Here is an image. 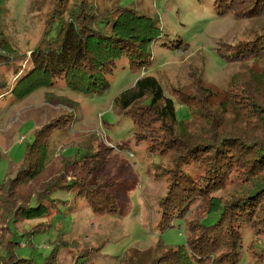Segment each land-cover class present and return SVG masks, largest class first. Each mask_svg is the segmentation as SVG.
<instances>
[{
    "label": "rangeland",
    "instance_id": "374dc122",
    "mask_svg": "<svg viewBox=\"0 0 264 264\" xmlns=\"http://www.w3.org/2000/svg\"><path fill=\"white\" fill-rule=\"evenodd\" d=\"M88 1L95 12L121 6L151 17L159 27V36L147 44L148 54L136 66L132 67L128 56L117 59L107 75V85L90 95L67 88L64 80L57 78L52 86L13 100L9 93L2 92L14 80V73L10 67L1 66L5 86L0 87V182L21 163L34 130L59 117L47 136L44 166L30 183L19 185L18 191L25 195L31 182L52 175L63 165L60 156L77 158L87 150L97 151L96 156L79 159L84 165L82 170L75 165L68 176L86 175L89 182L95 176L98 181L105 180L114 206L109 211H94L76 193L57 190L52 196L62 201L55 202L49 214L10 221L8 232L18 242L14 256L37 262L49 253L55 235L62 232L65 239L73 238L72 245L68 249L58 248L55 261L49 264H145L157 242L184 245L185 222L194 221L198 207L206 204L194 200L183 217L171 220L170 227H158L159 200L166 191L168 171L173 167L171 155L182 153L185 145L197 140L238 130L239 123L241 137L248 134V139H258L254 107L264 105V48L251 52L248 45L250 40L264 37V10L251 15L244 11L245 2H241L236 10L216 13L213 0ZM71 2L63 0L60 4L69 11ZM55 4L56 0H0V47L28 56L44 31L57 24L56 18H51ZM63 17L66 20L68 15ZM237 43L243 46L237 47L243 50L240 58H235L239 52L228 55ZM18 57L19 68L23 69L24 57L14 58ZM141 75H151L158 81L180 120L174 128L180 141L176 140L166 152L159 150L160 133L152 132L156 127H135L132 119L112 103L118 92ZM183 101L199 104L186 106ZM99 158V168L90 171L88 165ZM230 172L223 185L211 193L224 203L239 188L238 184L247 179L238 165ZM215 216L216 212H211L202 216L200 222L208 225ZM37 223L42 224L38 232L23 235V231ZM240 233L241 249L233 264H253L251 243L264 241V230L256 236L247 228ZM3 255L0 246V257Z\"/></svg>",
    "mask_w": 264,
    "mask_h": 264
},
{
    "label": "trees",
    "instance_id": "16d2710c",
    "mask_svg": "<svg viewBox=\"0 0 264 264\" xmlns=\"http://www.w3.org/2000/svg\"><path fill=\"white\" fill-rule=\"evenodd\" d=\"M62 1L56 0L51 12V18H56L57 24L44 31L35 47L29 49L28 56L12 50L7 52L4 46L0 47V67H10L14 73V80L4 89L3 95L9 93L13 100H20L38 88L52 86L57 78L63 79L67 88L83 95L98 93L107 85V75L117 59L128 56L132 67L136 66L148 54L147 44L159 36L156 20L137 14L130 7L118 6L95 12L96 8L88 0H72L68 11L64 4H60ZM241 2H245L244 11L251 15L264 10V0H213L212 6L216 13L231 12ZM64 14L68 15L66 20ZM250 42L251 52L257 47L264 48V37ZM239 45L237 43L228 55L239 52L235 58L242 57L243 50H238ZM16 55L24 57L26 66L23 64V69L19 68L20 59H15ZM4 86L0 76V87ZM112 103L132 119L135 127H156L152 132L160 133V151L166 152L174 147L176 140L180 141L174 131L180 120L175 117L173 102L163 95L153 76H139L131 86L118 92ZM182 104H196L198 107L199 103L186 104L183 101ZM254 118L258 139L250 140L248 134L241 137L242 123H239V131L227 130L217 137L210 136L209 140H197L185 145L182 153L171 155L173 167L168 171L166 191L159 200L158 227H170L171 220L183 217L194 200L206 204L198 207L194 221L185 222L184 245L167 246L157 242L145 264H195L207 259L211 264H233L241 249V230L247 228L255 236L264 230L263 104L254 107ZM59 120V117L55 118L34 130L21 163L11 176L0 182V246L4 251L0 264H49L55 261L58 248H70L73 238L65 239L63 233L58 232L41 262L14 256V245L18 242L10 238L7 224L49 214L55 202L62 201L52 196L54 191L76 193L94 211H109L114 206L105 180L98 181L95 176L89 182L86 175L68 176L69 169L75 165L82 170L79 159L96 156L97 151L96 154L87 150L77 158L60 156L63 165L52 175L31 182L30 191L25 195L18 191L19 185L30 183L40 173L46 159L47 136ZM99 162L101 158L94 160L91 166L88 165L89 170L98 169ZM236 165L241 167L247 179L238 184L239 188L231 192L233 196L230 195L228 202L224 203L211 193L223 185ZM211 212H216L213 222L202 224L200 218ZM41 225L37 223L29 227L23 235L38 232ZM251 245L252 263L263 264L264 241L253 240Z\"/></svg>",
    "mask_w": 264,
    "mask_h": 264
}]
</instances>
